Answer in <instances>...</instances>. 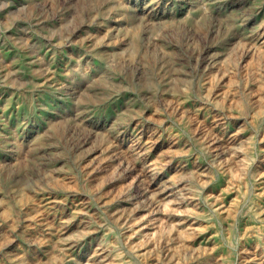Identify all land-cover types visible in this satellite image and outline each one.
<instances>
[{
    "label": "rangeland",
    "instance_id": "1",
    "mask_svg": "<svg viewBox=\"0 0 264 264\" xmlns=\"http://www.w3.org/2000/svg\"><path fill=\"white\" fill-rule=\"evenodd\" d=\"M0 264H264V0H0Z\"/></svg>",
    "mask_w": 264,
    "mask_h": 264
},
{
    "label": "bare ground",
    "instance_id": "2",
    "mask_svg": "<svg viewBox=\"0 0 264 264\" xmlns=\"http://www.w3.org/2000/svg\"><path fill=\"white\" fill-rule=\"evenodd\" d=\"M107 28H108V27H107ZM101 29H102V28H101ZM106 34H107V33H106ZM93 41H94V39H93ZM101 82H102V81H101ZM101 82H100V83H101ZM107 84H108V82H107ZM102 86H103V85H102ZM105 87H106V86H105ZM106 88H107V87H106ZM101 90H102V89H101ZM100 93H101V92H100ZM103 93H104V92H103ZM102 96H103V94H102ZM220 154H221V153H220ZM158 168H159V167H158ZM149 170H151V168L146 167L144 171L147 172V171H149ZM153 171H154V170H153ZM159 171H160V170H159ZM141 173H143V172H141ZM151 173H152V171H151ZM200 174H201V173H200ZM206 174H207V173H206ZM146 175H147V173H146ZM204 176H205V175H204ZM178 180H179V179H178ZM181 181H182V180H181ZM173 182H174V181H173ZM175 184H176V183H175ZM147 188H148V187H147ZM165 189H166V188H165ZM154 192H155V191H154ZM154 192H153V193H154ZM159 192H160V191H159ZM151 193H152V192H151ZM194 196H195V195H194ZM194 196H193V197H194ZM143 197H144V196H143ZM151 197H152V196H151ZM153 197H154V196H153ZM194 198H195V197H194ZM151 199H152V198H151ZM158 199H160V198H158ZM157 201H158V200H157ZM77 215H78V214H77ZM85 223H86V222H85ZM71 243H72V242H71ZM76 254H77V253H76ZM73 258H74V257H73ZM65 259H66V258H65ZM20 262H21V260H20Z\"/></svg>",
    "mask_w": 264,
    "mask_h": 264
}]
</instances>
